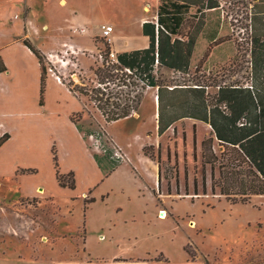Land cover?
Segmentation results:
<instances>
[{"label":"rangeland","instance_id":"374dc122","mask_svg":"<svg viewBox=\"0 0 264 264\" xmlns=\"http://www.w3.org/2000/svg\"><path fill=\"white\" fill-rule=\"evenodd\" d=\"M217 1L219 7L204 14L192 8L180 38L187 40L199 29L195 56L214 52L225 57L212 69L211 80L204 81L212 85L244 82L249 76L253 39L264 35V0ZM159 5L160 0H0V11H6L13 28L15 22L20 24L22 33H16L15 39L28 40L39 48L46 74L50 73L47 54L57 55L63 63L50 64L55 76L78 91L97 85L95 70L107 53L111 58L112 53L146 44L142 24L157 22ZM104 25L114 27L109 39L102 36ZM227 58L231 61L226 62ZM160 74L173 77L163 70ZM136 83L135 91L144 93L133 114H139V121L117 123L108 130L134 158L141 152L140 145L130 140L135 134L142 140L147 129L154 130L156 97L153 89ZM79 100L83 111L77 124L93 133L85 137L87 146L92 153L105 156L108 147L102 131L108 125L92 103L84 97ZM121 149L124 162L128 158ZM146 152L156 157L153 147ZM227 153L231 158H226V174L213 182L216 191H211L208 177L209 185L195 203L184 200L187 197L182 194L156 209L148 205L144 193L136 194L135 181L125 167L92 195L97 201L87 203L81 197L73 199L70 191L56 189L46 156L30 160L42 169L39 181L53 185L52 196L43 186L33 196H22L17 177L0 179V264H264V196L226 197V184L230 194H238L257 183L247 164ZM63 161L65 166L74 162ZM187 165L201 177L200 164L189 161ZM162 167L168 178H174L176 164L164 160ZM21 172L32 175L33 171ZM79 182L80 188L85 182L81 177ZM125 185L135 193L131 202L111 191ZM108 193L105 201L99 198ZM163 212L168 214L165 220L161 219Z\"/></svg>","mask_w":264,"mask_h":264},{"label":"crops","instance_id":"0c3cea01","mask_svg":"<svg viewBox=\"0 0 264 264\" xmlns=\"http://www.w3.org/2000/svg\"><path fill=\"white\" fill-rule=\"evenodd\" d=\"M145 22V21H144ZM143 22V23H144ZM21 35L20 24L15 22L14 28L9 25L6 11H0V70L6 67V71L0 72V139L8 135V140L0 147V179H12L17 177V186L21 187L22 196H33L38 187L43 186L48 196H52L51 184L48 185L39 178L42 176V169L39 165L30 162L38 160L41 156H46L51 164V174L54 179L56 189L70 191L71 197L77 199L81 197L86 202L97 198L92 195L100 190L105 181L111 179L119 173L124 167L129 172L130 178H133L136 184V194L144 193L147 197L148 205L155 209L158 205L173 203L178 195L185 194L186 200L198 201L200 192L205 191L208 186V177H210V189L216 191L214 180L222 174H226V161L231 158L227 152L237 157L243 163H247L241 156L238 147L226 144V111L220 109L209 118L215 122V127L220 129L223 138L219 139L213 130L212 124L199 119L183 118L170 126L163 134H158V97L157 89L155 92V111L153 114L154 130L147 129L145 136L135 134L131 141H138L140 145V154L134 158L127 154L128 147L123 145L118 136L109 134V127L117 123H129L139 121V114L132 115L126 119L108 124L106 133L110 139L123 148L128 160L122 162L116 171L111 175L105 176L98 166L93 153L87 146L84 135L79 131L72 117L83 111V105L79 98L70 91L62 78L53 74H45V89L41 95V82L43 77L42 65L36 55L24 44V40L15 39L14 35ZM146 44L140 48H134L126 51L144 49L148 47L149 41L145 37ZM198 43L190 65V84L193 87L196 82L206 85V91L215 94L220 86L230 85V83L212 85V69L216 68L225 61V57H217L214 52L210 55L195 56ZM34 46V45H33ZM39 50V48H37ZM208 50H206L207 53ZM42 52H44L42 50ZM123 52L119 51L118 53ZM209 52V51H208ZM48 55V54H47ZM252 60V58H251ZM231 61L230 58L226 62ZM163 71L171 72L173 77L183 80L185 77L180 73L175 74L168 69ZM249 76L244 82L237 81L231 84L241 85L249 88L253 82L252 61H250ZM211 75V76H210ZM208 80V81H204ZM254 80H256L254 78ZM249 85V86H248ZM136 113V112H135ZM131 134V133H130ZM147 147H153L155 156H148ZM57 158L58 168H56L54 159ZM227 158V159H226ZM64 159H72L73 165L65 166ZM177 165L174 178L170 179L165 174L162 167L163 161ZM234 158L232 161L234 162ZM200 164L202 167L201 177L196 176L188 169V162ZM231 161V162H232ZM248 167V165H247ZM32 175H25L22 170H29ZM62 175L74 174L75 189L62 187L57 178V172ZM28 173V172H27ZM26 173V174H27ZM126 170H123V174ZM252 173V172H251ZM29 174V173H28ZM253 174V173H252ZM237 176L235 179L237 180ZM79 177L85 183L79 188ZM255 178V177H254ZM256 179V178H255ZM35 181V182H34ZM233 183V181H231ZM242 181H240L241 183ZM256 184V180L254 181ZM243 182L241 186L243 187ZM229 185V183H228ZM226 184V197L241 196L251 198L263 195H247L246 189L230 194ZM80 193L77 194V191ZM112 192H119L125 195L128 202L132 201V194L135 193L124 186ZM222 192V188L220 190ZM188 192V194H187ZM220 192V193H221ZM107 195L99 196L102 201L109 197Z\"/></svg>","mask_w":264,"mask_h":264},{"label":"trees","instance_id":"16d2710c","mask_svg":"<svg viewBox=\"0 0 264 264\" xmlns=\"http://www.w3.org/2000/svg\"><path fill=\"white\" fill-rule=\"evenodd\" d=\"M194 7L200 14H204L206 11L217 9L219 3L217 0H160L157 22L147 21L142 24V34L149 41L147 48L117 53L115 60L107 53L102 65L95 70L97 85L78 91L69 89L78 98L84 97L92 103L106 125L126 119L138 111L144 93L135 91L136 81L143 83L144 88L157 89L160 136L178 120L193 118L212 124L214 132L221 139V131L215 127V122L209 115L223 108L226 111V144L233 148L238 147L249 171L257 179V183L252 182L248 187L249 193L245 194L264 196V35L255 36L253 39V82L249 88L235 84L224 85L213 95L206 91V85L196 82L197 87H193L190 84L192 79L185 77L191 73L190 65L199 29L190 34L187 40L180 38V31L186 16ZM23 42L42 65L43 95L46 74L44 57L28 40ZM162 69L180 73L185 78L166 79L160 74ZM6 70V67H3L0 72ZM129 79L136 80L131 82ZM81 115L82 113L74 115L72 121L84 137L92 136V132L77 124ZM102 133L107 139V155L93 153V156L104 175L109 176L118 169L122 161L114 158V143L106 131ZM8 138V135H4L0 139V147ZM54 161L58 168L57 158ZM57 178L60 186L75 189L73 173L62 175L58 171ZM94 201L91 199L87 203ZM242 201L246 202L247 199Z\"/></svg>","mask_w":264,"mask_h":264},{"label":"built area","instance_id":"2783aa9c","mask_svg":"<svg viewBox=\"0 0 264 264\" xmlns=\"http://www.w3.org/2000/svg\"><path fill=\"white\" fill-rule=\"evenodd\" d=\"M101 31H102V36L104 38H106V39H109L111 37V35L114 33V27L110 26V25H104V26H102ZM46 59L48 61L47 64L49 65L48 69H49L50 73H53L55 75V73H54V71L52 69V66L50 64L52 63L53 66H55L56 62L63 63V61L60 60L57 55H53V54H48ZM111 59L112 60L116 59V55L114 53L111 54ZM113 148H114V153H113L114 154V158L117 157V159H121V157H123L122 149L117 147V146H115V145L113 146Z\"/></svg>","mask_w":264,"mask_h":264},{"label":"bare ground","instance_id":"6f19581e","mask_svg":"<svg viewBox=\"0 0 264 264\" xmlns=\"http://www.w3.org/2000/svg\"><path fill=\"white\" fill-rule=\"evenodd\" d=\"M161 216H162V218H161L162 220H165L168 218L167 212H163Z\"/></svg>","mask_w":264,"mask_h":264}]
</instances>
